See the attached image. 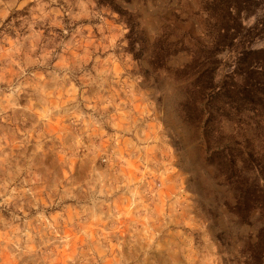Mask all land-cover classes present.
I'll return each mask as SVG.
<instances>
[{
    "label": "rangeland",
    "instance_id": "374dc122",
    "mask_svg": "<svg viewBox=\"0 0 264 264\" xmlns=\"http://www.w3.org/2000/svg\"><path fill=\"white\" fill-rule=\"evenodd\" d=\"M174 1L0 0V264H245V131L205 124L178 45L204 42L202 3Z\"/></svg>",
    "mask_w": 264,
    "mask_h": 264
},
{
    "label": "trees",
    "instance_id": "16d2710c",
    "mask_svg": "<svg viewBox=\"0 0 264 264\" xmlns=\"http://www.w3.org/2000/svg\"><path fill=\"white\" fill-rule=\"evenodd\" d=\"M200 3L202 7L196 14L203 19L205 40L196 50L187 47L184 40L178 42L180 50L191 56L190 63L181 70L190 74V85H200L192 91L203 96L207 93L205 124H212L211 131L219 127L222 117L245 131L239 149L242 165L233 208L241 213L245 223H250L256 212L255 220L260 225L255 230V242H250L254 249L246 255L244 263L264 264V0H201ZM257 11H261L260 17L245 28L242 18H249ZM129 27L133 34L136 27ZM141 35L137 34L138 52L143 54L148 43ZM257 40H263V47L252 49V43ZM223 52L230 61L229 71L215 84L214 71ZM162 57L153 51L146 55L150 61ZM199 109L205 111L204 106ZM228 162L234 165L231 155Z\"/></svg>",
    "mask_w": 264,
    "mask_h": 264
},
{
    "label": "water",
    "instance_id": "95a60500",
    "mask_svg": "<svg viewBox=\"0 0 264 264\" xmlns=\"http://www.w3.org/2000/svg\"><path fill=\"white\" fill-rule=\"evenodd\" d=\"M185 0H175L176 8L173 10L176 16L183 22L189 21L191 18L186 16L183 11V4ZM193 25L197 24L196 21H192ZM148 36V35H147Z\"/></svg>",
    "mask_w": 264,
    "mask_h": 264
}]
</instances>
